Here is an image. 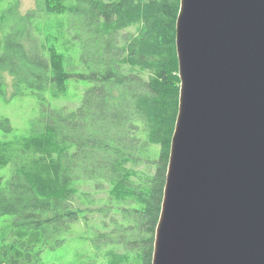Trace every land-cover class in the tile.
I'll use <instances>...</instances> for the list:
<instances>
[{
	"label": "trees",
	"instance_id": "1",
	"mask_svg": "<svg viewBox=\"0 0 264 264\" xmlns=\"http://www.w3.org/2000/svg\"><path fill=\"white\" fill-rule=\"evenodd\" d=\"M180 11L181 0H38L25 15L15 0L1 10V94L7 76L15 95L42 103L72 79L91 86L76 110L43 104L27 136L0 119V169L12 167L0 177V264H44L79 220L96 231L93 264H153L180 107ZM79 44L85 70L75 73L67 61Z\"/></svg>",
	"mask_w": 264,
	"mask_h": 264
},
{
	"label": "water",
	"instance_id": "2",
	"mask_svg": "<svg viewBox=\"0 0 264 264\" xmlns=\"http://www.w3.org/2000/svg\"><path fill=\"white\" fill-rule=\"evenodd\" d=\"M153 264H264V0H181Z\"/></svg>",
	"mask_w": 264,
	"mask_h": 264
},
{
	"label": "rangeland",
	"instance_id": "3",
	"mask_svg": "<svg viewBox=\"0 0 264 264\" xmlns=\"http://www.w3.org/2000/svg\"><path fill=\"white\" fill-rule=\"evenodd\" d=\"M9 1L15 0H5L2 7L0 6V12L8 7ZM37 9L38 0H18V11L21 15ZM82 51L81 44L71 47V62L67 61V66L71 68L70 71L77 73L85 70ZM5 81L4 94L0 93V119H9L20 136L31 134L32 123L39 122L42 119L43 104L51 110H76L80 106L86 90L91 86L90 83L78 82L76 79H72L69 91L66 94L53 98L48 91L46 100L42 103L34 95H15L12 79L7 76ZM11 168L0 169V177H8ZM85 189L88 188L85 187ZM95 236V229L91 225H86L84 220H79L72 226L71 232L67 235L62 246L55 250L48 249L44 251L42 261L44 264H93V261H99L101 257L93 244Z\"/></svg>",
	"mask_w": 264,
	"mask_h": 264
}]
</instances>
